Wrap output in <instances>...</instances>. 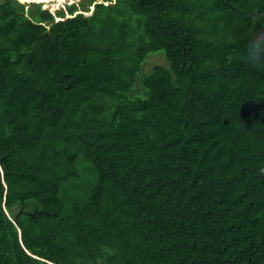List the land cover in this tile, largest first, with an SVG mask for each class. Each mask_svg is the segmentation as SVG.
I'll return each instance as SVG.
<instances>
[{
    "label": "trees",
    "instance_id": "trees-1",
    "mask_svg": "<svg viewBox=\"0 0 264 264\" xmlns=\"http://www.w3.org/2000/svg\"><path fill=\"white\" fill-rule=\"evenodd\" d=\"M87 2L0 0V264H264V0Z\"/></svg>",
    "mask_w": 264,
    "mask_h": 264
},
{
    "label": "rangeland",
    "instance_id": "rangeland-1",
    "mask_svg": "<svg viewBox=\"0 0 264 264\" xmlns=\"http://www.w3.org/2000/svg\"><path fill=\"white\" fill-rule=\"evenodd\" d=\"M26 1H29L30 3L28 4H31V3H36L35 1H31V0H26ZM39 2V0H37ZM51 3H57V6L56 8L54 9V7L52 5L49 4V8L48 7H45V5H42L43 8H48V10H50L52 13H55L56 11L60 10V9H64L66 10V15L65 17H69L71 16L70 13L68 12V6L71 5V4H76L78 6V8L80 9L81 7L84 6H87L88 5V2L87 0H49ZM48 1V2H49ZM49 2V3H50ZM48 5V4H47ZM29 7V5L27 6V8ZM91 7V6H90ZM94 7L91 8V10H93ZM90 13V12H88ZM87 15V13H86ZM60 18H57V20H59ZM157 65H161V66H168V61L166 59V57L164 55H153L151 54L143 63V66L145 67L146 70H151L154 68V66H157ZM90 164V163H89ZM91 165V164H90ZM86 168L89 169L90 171V174H85V175H88V176H91V172L94 170V167L91 165V166H86ZM86 179V183H91L93 182V180L91 179V177H85ZM17 215V214H16ZM15 215V216H16Z\"/></svg>",
    "mask_w": 264,
    "mask_h": 264
},
{
    "label": "bare ground",
    "instance_id": "bare-ground-1",
    "mask_svg": "<svg viewBox=\"0 0 264 264\" xmlns=\"http://www.w3.org/2000/svg\"><path fill=\"white\" fill-rule=\"evenodd\" d=\"M25 1H26V0H25ZM34 1H35V0H34ZM36 1H37V0H36ZM36 1H35V2H36ZM48 1H49V0H39V2H44V3H46L45 7H48V8H49V4H50V5H52V6L54 7V9H55L56 6H57V3H58V2H57V3H51V2L49 1V2H50V3H49ZM27 2H29V1H27ZM47 4H48V5H47Z\"/></svg>",
    "mask_w": 264,
    "mask_h": 264
},
{
    "label": "water",
    "instance_id": "water-1",
    "mask_svg": "<svg viewBox=\"0 0 264 264\" xmlns=\"http://www.w3.org/2000/svg\"><path fill=\"white\" fill-rule=\"evenodd\" d=\"M20 3H28L27 1H25V0H18ZM80 12H83V11H78L77 13H80ZM84 14H86V13H84ZM23 210L21 209L18 213H17V215L15 216V218H17L19 215H20V213L22 212Z\"/></svg>",
    "mask_w": 264,
    "mask_h": 264
},
{
    "label": "clouds",
    "instance_id": "clouds-1",
    "mask_svg": "<svg viewBox=\"0 0 264 264\" xmlns=\"http://www.w3.org/2000/svg\"><path fill=\"white\" fill-rule=\"evenodd\" d=\"M100 2V1H99ZM28 3H30V2H28ZM27 3V4H28ZM36 3H39V4H42V5H45L46 3H44V2H36ZM44 9H48V8H44ZM81 11V10H80ZM85 13H87V12H85ZM88 14V13H87Z\"/></svg>",
    "mask_w": 264,
    "mask_h": 264
}]
</instances>
